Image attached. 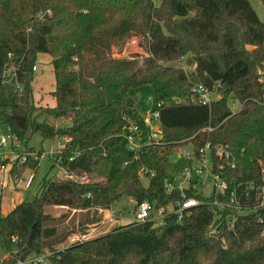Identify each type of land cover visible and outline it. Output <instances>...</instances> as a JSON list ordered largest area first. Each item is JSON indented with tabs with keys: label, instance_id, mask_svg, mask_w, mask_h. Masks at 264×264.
Here are the masks:
<instances>
[{
	"label": "trees",
	"instance_id": "16d2710c",
	"mask_svg": "<svg viewBox=\"0 0 264 264\" xmlns=\"http://www.w3.org/2000/svg\"><path fill=\"white\" fill-rule=\"evenodd\" d=\"M130 35L144 39L146 56L113 55ZM263 40L264 24L248 0H0V105L9 114L3 123L23 146L35 133L59 140L53 164L85 176L44 177L29 201L0 214V248L16 235L17 256L46 248L49 264H264V208L251 190L264 183ZM38 53L50 57L53 107L33 99ZM143 86L157 104V138L143 103L137 106ZM197 86L217 97L202 104ZM59 119L67 125H56ZM131 123L136 151L122 129ZM206 142L236 206L218 209L191 185L182 192L166 187L173 182L165 172L169 156L186 144L197 156ZM215 146L228 158L216 156ZM37 154L10 172H35ZM123 197L154 208L183 197L199 204L181 220L169 214L161 222H131L55 248ZM48 206L72 211L70 219L77 214L76 224L59 230L61 217L49 215Z\"/></svg>",
	"mask_w": 264,
	"mask_h": 264
},
{
	"label": "rangeland",
	"instance_id": "374dc122",
	"mask_svg": "<svg viewBox=\"0 0 264 264\" xmlns=\"http://www.w3.org/2000/svg\"><path fill=\"white\" fill-rule=\"evenodd\" d=\"M154 4H158L159 0H152ZM257 13L259 19L264 24V0H248ZM263 51H264V40H263ZM113 55L118 56H128L131 54H136L138 58L144 57L147 55L146 44L142 37L136 35H130L124 44L113 47ZM38 59L36 60L35 66H37V71L35 67H33V79L31 82L32 95L34 97V101L36 105H46V100L50 97L48 92L52 87V79L50 77L49 66L48 64L41 66L38 68ZM168 64L176 67H181V61H172ZM51 66V65H50ZM137 106L139 108L142 107L143 101L146 97H151L150 89L147 86L140 87L137 92ZM217 95L212 93L210 95L211 99H215ZM229 105L232 109L238 108V103L229 102ZM8 113V108H5L0 105V139L6 138L10 135L8 128L3 123V115ZM56 125H67V123H59ZM156 130V129H155ZM159 128L157 126L156 133H158ZM56 139L53 140H41L38 134H33L26 146H23L19 143H13L8 140L5 145H0V156L6 157L4 158L6 165H8L9 173L2 176L0 186V214L3 215L9 209H11L17 202L19 201H29L33 195L37 191V186L39 182L44 177H62L60 173V169L57 164H53V158L56 156L55 148H56ZM59 148L63 145V143L59 142ZM30 148H33L32 151H29ZM31 150V149H30ZM54 150V151H53ZM191 150V145L186 144L179 148H177L168 158V162L165 165V172L173 177V181L175 184L180 183V175L183 170L188 168L189 159L185 156L186 152ZM51 151V152H50ZM39 152L40 156L37 161V167L35 172L33 170H29L25 168L23 172L18 176L16 173H11V166H14L15 169H20L19 164H21L24 159L27 157L34 158ZM190 156V155H189ZM195 160L191 163V168L195 167ZM18 167V168H17ZM33 174V180L30 186L26 189L23 188L24 179L28 174ZM141 181L143 184H146V179L142 174H139ZM16 180V183H15ZM185 185L184 183H181ZM0 187V188H1ZM182 189L184 187H181ZM203 197H209L212 194L211 183L205 182L203 187H199L197 189ZM64 208V207H63ZM61 206H48L45 208V211L53 216V217H61L60 223L58 224V229L62 230L63 226L68 223L76 224L78 215L74 214L73 219H70L72 215V211H68L67 209H63ZM115 212V221L113 222H103L102 214L96 210L97 219L94 222L88 223L89 225H96L93 232L89 233L90 237H95L99 234L109 232L113 228L131 223V214H132V203L131 200L127 197H123L110 205L109 207ZM94 223V224H93ZM85 229V228H84ZM83 229H78L70 234L66 235V237L59 243L56 244L55 248H61L65 244L69 242V238L71 234H75L77 231H82ZM42 251L49 253L46 248H43Z\"/></svg>",
	"mask_w": 264,
	"mask_h": 264
},
{
	"label": "built area",
	"instance_id": "2783aa9c",
	"mask_svg": "<svg viewBox=\"0 0 264 264\" xmlns=\"http://www.w3.org/2000/svg\"><path fill=\"white\" fill-rule=\"evenodd\" d=\"M193 69V66L192 68ZM196 91L198 92V100L202 104H208L211 100L210 95L212 94L203 86H197ZM143 115L145 124L149 130V134L153 138H157L159 136V132L156 133L158 126L159 113L157 110V104L153 101L152 97H146L143 101ZM124 132V138L126 140L127 148L131 151H136L138 149V137L136 135L137 128L135 125L126 124L122 127ZM156 129V130H155ZM159 131V130H158ZM10 140L13 143L15 142L14 137L10 134L6 138L0 139V145H5L6 142ZM59 148V147H58ZM57 148V149H58ZM57 152V150H55ZM213 153L223 159L228 158L227 152L223 151L220 146H215L213 149ZM190 155V156H189ZM185 156L189 159L188 168L183 170L180 175V183L175 184L174 181L172 183H167V189H171L172 187L177 188L180 192L184 188L189 187L191 185L192 191L201 196V198H206L210 202L211 205L216 206L218 209H223L224 207H230L232 204L234 206L237 205V200L234 198V192H230L226 196L227 184L225 178L222 176V165H219L216 170L213 171L212 163L210 159V149L209 144L206 142L203 146L198 149V154L195 156L193 154V150L185 153ZM4 158L6 157L0 156V173L6 175L9 173L8 164L4 163ZM25 160V159H24ZM195 160L196 164L194 168H191L192 161ZM60 173L62 178L72 179L79 182L85 181L84 175H73L72 173H68L62 169H60ZM261 173L264 176V167L261 168ZM139 174H142L140 171ZM33 180V174H28L23 182V188L26 189L30 186ZM211 183L212 194L209 197H203L201 193L197 190L199 187H203L205 182ZM16 183V180H15ZM184 183L185 185H182ZM181 187H184L183 189ZM251 190L255 196V199L258 200L259 207L264 208V183H261L256 186H251ZM245 197H249V193H244ZM131 200V199H130ZM205 201V200H203ZM201 201V202H203ZM132 203V214L131 221L135 223H142L145 221L151 222H161L165 218V216L172 214L176 217L177 220H181L184 217H187L190 214V209L199 204V199L193 197H183L182 199L175 201L171 205L168 206H159L154 208L153 205L144 200L141 202H136L131 200ZM99 214H102L103 222H113L115 221V212L108 208L97 209ZM94 224V223H93ZM96 225L85 224V229L82 231H77L75 234H71L69 238L70 243H74L77 241H83L88 238L90 232L94 231ZM215 231L210 226L208 230V234L211 235ZM17 238L16 235H11L9 238V247L8 248H0V264H49L48 253L40 252L35 254H30L26 257H19L16 255Z\"/></svg>",
	"mask_w": 264,
	"mask_h": 264
},
{
	"label": "crops",
	"instance_id": "0c3cea01",
	"mask_svg": "<svg viewBox=\"0 0 264 264\" xmlns=\"http://www.w3.org/2000/svg\"><path fill=\"white\" fill-rule=\"evenodd\" d=\"M250 3V2H249ZM257 14V13H256ZM258 16V15H257ZM39 60L38 61V68H40V71H41V66L43 67V65H46V64H48V66H49V72H50V77H51V79H52V87H51V89H49L48 90V92H49V94H50V92L52 91V89H53V74H52V68H51V64H50V57L47 55V54H42V53H38L37 55H36V59H35V63H36V60ZM35 67V70L37 71L38 69H37V66H34ZM34 72V71H33ZM33 99H34V97H33ZM35 102V101H34ZM46 105H42V106H48V107H53L54 106V104H55V101H54V99L50 96L49 98H48V100H46ZM36 104V103H35ZM59 123H67V121L66 120H62V119H59V120H57V122H55V124H59ZM56 141H57V143H56V148L54 149V150H56L59 146H60V144H58L59 143V140H57L56 139ZM53 150V151H54ZM51 152V151H50ZM9 165V164H8ZM2 176H3V174L2 173H0V182H1V179H2ZM1 187V186H0ZM0 189H2V187L0 188ZM20 202V201H19ZM19 202H17V203H19ZM62 207V206H61ZM63 208V207H62ZM63 209H66L65 207L63 208Z\"/></svg>",
	"mask_w": 264,
	"mask_h": 264
},
{
	"label": "water",
	"instance_id": "95a60500",
	"mask_svg": "<svg viewBox=\"0 0 264 264\" xmlns=\"http://www.w3.org/2000/svg\"><path fill=\"white\" fill-rule=\"evenodd\" d=\"M9 117V114H6V118H8Z\"/></svg>",
	"mask_w": 264,
	"mask_h": 264
}]
</instances>
